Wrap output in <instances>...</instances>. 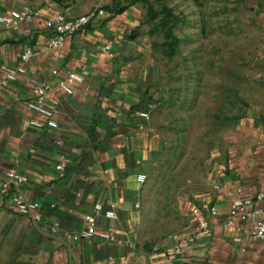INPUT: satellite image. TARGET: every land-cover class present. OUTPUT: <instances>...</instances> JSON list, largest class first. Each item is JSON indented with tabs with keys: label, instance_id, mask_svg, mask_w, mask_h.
<instances>
[{
	"label": "crops",
	"instance_id": "1",
	"mask_svg": "<svg viewBox=\"0 0 264 264\" xmlns=\"http://www.w3.org/2000/svg\"><path fill=\"white\" fill-rule=\"evenodd\" d=\"M24 5L0 0V14ZM46 12L36 9L29 19L0 23V179L9 171L24 176V182L15 179L12 192L21 190L39 204L36 221L9 203L0 208V264H264V243L244 234L252 223L225 225L234 198L253 197L264 187V127H256L260 141L254 148L228 150L226 165L200 197L217 210L203 212L210 235L196 238L182 253L152 252L164 238L152 242L140 233L137 175L159 143L140 116L155 101L148 72L131 49L132 16L105 14L61 49L49 50ZM69 71L82 81L65 93L58 80ZM10 73L14 79L5 82ZM42 82L49 84L46 105L56 112L57 129L45 127L44 118L28 107L32 89ZM60 162L62 169L56 167ZM96 203L101 210L95 232L84 236L85 217ZM194 224L191 218L182 230ZM239 225L243 230H236Z\"/></svg>",
	"mask_w": 264,
	"mask_h": 264
},
{
	"label": "rangeland",
	"instance_id": "2",
	"mask_svg": "<svg viewBox=\"0 0 264 264\" xmlns=\"http://www.w3.org/2000/svg\"><path fill=\"white\" fill-rule=\"evenodd\" d=\"M19 1L47 12L103 6L110 18L132 16L127 39L148 72L155 104L147 128L159 143L143 171L137 226L152 242L182 230L228 150L260 141L264 0Z\"/></svg>",
	"mask_w": 264,
	"mask_h": 264
},
{
	"label": "built area",
	"instance_id": "3",
	"mask_svg": "<svg viewBox=\"0 0 264 264\" xmlns=\"http://www.w3.org/2000/svg\"><path fill=\"white\" fill-rule=\"evenodd\" d=\"M34 9L30 6L24 5L19 8H13L9 11L0 14V23L3 25H13L17 21L29 19L34 14ZM103 6H98L93 10L87 11L82 14H73L67 11H51L46 12L42 16L43 26L48 34L46 47L49 50L61 49L66 40L75 33L83 32L87 26L97 22L105 16ZM110 46H106L109 50ZM113 53L110 52V55ZM30 55V49L27 48L23 53L22 58L25 60ZM56 74V70H52ZM14 79V74H7L5 82ZM82 81V76L75 71H69L66 75L58 80L59 88L65 92L70 93L74 84ZM49 90V84L42 82L32 89V97L28 102V107L37 112L44 118L45 127L50 129H57L59 123L56 117V112L51 107L46 105V96ZM143 118L148 117V112H140ZM64 164L58 163L56 167L62 169ZM145 175L140 173L137 175V181L143 183ZM21 182L26 181L22 175H18L13 171L5 172L0 179V208L9 203L15 211L30 216L34 221L39 219L36 212L39 204L34 201L27 200L21 190L16 193L12 192L11 186L15 179ZM264 202V187L260 189L253 197H236L231 203L228 211L225 225L231 226L235 221L251 222V226L244 231L245 236L249 240L259 241L264 243V208L260 204ZM138 204H135L137 207ZM101 204H94V210L91 214L85 217V230L84 236H91L96 229V219L99 216ZM208 211L210 214L217 212L216 207L207 199H197L195 205L191 207L190 216L194 219L195 224L191 229L171 232L164 237L161 244L152 246L151 251L157 252L166 250L173 255L182 253L185 249L195 243L196 238L200 236H208L211 233V225L205 218L203 212ZM236 230H243L242 225L236 226ZM101 238H107L106 232H100ZM238 240V239H237Z\"/></svg>",
	"mask_w": 264,
	"mask_h": 264
}]
</instances>
